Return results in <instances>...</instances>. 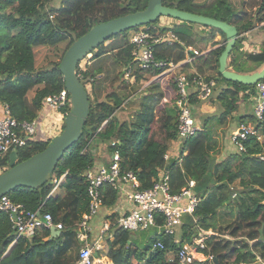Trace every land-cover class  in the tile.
Listing matches in <instances>:
<instances>
[{
	"label": "trees",
	"instance_id": "1",
	"mask_svg": "<svg viewBox=\"0 0 264 264\" xmlns=\"http://www.w3.org/2000/svg\"><path fill=\"white\" fill-rule=\"evenodd\" d=\"M52 2L0 0V102L8 103L12 115L18 120L34 118L44 98L64 88L59 63L73 41L99 22L147 5V0H59L57 5H52ZM162 2L235 25L237 37L227 57L228 68L244 72L238 63L240 58L254 66L246 71L264 65V41L255 52L240 50L243 34L264 22V0ZM158 18L154 22L157 23ZM187 22L188 25L198 24L208 28L207 36L212 45L217 43L213 40L216 35L222 41L203 54L202 75L206 80L216 79L223 85L215 94L213 90L209 97L219 105L218 112L201 117L200 129L183 140L181 164L175 159L168 162L171 191L176 192L188 180H194L192 191L199 200L193 214L200 226L215 231L207 238V245L219 264H257L256 253L264 259V159L257 156L261 146L249 137L245 141V152L234 147L233 153L217 156L224 144L227 128L235 119L234 111L243 99L254 94L255 84L221 77L219 55L225 46V33L220 28ZM134 28L112 35L90 51V62L78 76L88 93V114L79 140L65 150L48 180L36 187L17 186L6 193L12 201L22 203L29 210L39 208L42 212H50L53 220L60 221L63 226L59 229L42 227L30 237H18L10 245L13 233L7 216L0 211V264H72L80 244L76 223L87 208L86 181L81 176V168L93 164V147L118 140L116 147L120 152L121 166L136 173L142 188L152 184L159 168L165 164L163 154L177 139L179 111L175 99L158 106L147 124L119 120L114 114L123 98L111 90L115 81L125 80L123 86L141 85L148 79L147 74L156 75L163 70H143L135 66L129 42ZM174 31L187 45L192 43L187 35ZM155 52L157 58L177 61L184 57L185 50L178 43L157 44ZM129 66L132 68L131 78L124 79V70ZM78 69L79 64L76 66L77 75ZM177 73L185 74L190 81L197 75L179 70ZM15 78L26 82L18 84ZM261 80L264 81V78ZM104 95L105 100L102 99ZM201 102L192 92V113L196 112ZM62 110H69V105ZM250 117L255 121L253 113ZM245 118L239 116L237 119L243 122ZM261 131L264 134V121ZM49 140L29 141L17 149L16 162L42 150ZM8 162V153L0 157L3 170L8 167ZM65 171L59 191L48 195L52 176ZM231 184L234 188L230 187ZM101 191L104 206L117 202L119 193L112 186L104 184ZM192 227L191 218L187 217L181 238L188 239ZM112 231L114 240L108 242L104 253L114 264H171L164 258L169 249L177 247L172 235L160 234L156 238L163 242V247H153L154 237L149 242L139 243L131 231L117 225Z\"/></svg>",
	"mask_w": 264,
	"mask_h": 264
},
{
	"label": "built area",
	"instance_id": "2",
	"mask_svg": "<svg viewBox=\"0 0 264 264\" xmlns=\"http://www.w3.org/2000/svg\"><path fill=\"white\" fill-rule=\"evenodd\" d=\"M51 16V15H50ZM162 27H165L162 29ZM131 44L130 55L135 66L143 70L160 68L163 70H174L176 63L172 60L157 58L155 46L157 44H180L186 54L191 51L192 56L200 54L196 48L187 45L177 33L168 25L162 23H148L132 29L129 36ZM91 53H88L79 64L78 76H81V69L90 62ZM132 68L129 66L124 70L123 77L131 78ZM174 89L176 92L175 103L178 108L177 117V143L182 145L185 138L191 136L200 129L191 112L190 95L195 93L201 101H207L213 92L216 79H204L203 75L197 74L190 81L183 73L173 76ZM255 103L253 104L254 123L240 122L230 134V141L238 151L245 152V141L253 137L255 142L261 146L257 153L258 158L264 159V134L261 129L264 121V81L258 80L254 85ZM69 105V92L62 88L57 93L47 95L44 98L42 107L38 114L31 119H16L10 110L8 103L0 102V157L15 151L34 139H44L43 121L47 119V113L51 110L60 113L65 117L69 111L62 108ZM106 121V120H105ZM105 121L103 123H105ZM56 125L53 124L52 127ZM52 130V128H50ZM42 138L37 137L38 132ZM118 140H112L106 144L109 152L108 165L104 162H93L90 165H83L81 176L86 181L87 208L80 215L76 227L79 230V249L72 264H114L112 259L104 253L106 244L114 240L113 226L131 231H143L152 229L151 236L155 238L153 247H163V242L156 237L160 234L173 236L175 249H169L164 261L171 264H205L212 262L213 255L208 249L207 238L214 235L211 228H203L197 223V217L193 214L199 197L192 191L194 180L190 179L184 186L173 192L169 182L168 162L175 159L180 165L182 153L178 150L173 154L169 149L164 152L165 164L157 172V176L148 187H140L139 179L132 169L122 168L121 156L117 149ZM84 147V151L86 150ZM184 153V152H183ZM4 169L0 167V172ZM66 171L60 175H53L48 195L59 188L64 179ZM108 184L123 193L131 205L121 213L116 222L105 218L98 227L92 222L98 216L103 204L101 187ZM234 188V184L230 185ZM234 196L235 193H232ZM0 211L3 212L10 223L13 238L12 245L18 237H30L42 228H61L63 224L55 222L48 211L42 212L39 208L29 210L22 203L12 201L6 194L0 196ZM190 217L193 223L188 239H183L176 233V228L186 222ZM257 264H264L260 256L256 258Z\"/></svg>",
	"mask_w": 264,
	"mask_h": 264
},
{
	"label": "water",
	"instance_id": "3",
	"mask_svg": "<svg viewBox=\"0 0 264 264\" xmlns=\"http://www.w3.org/2000/svg\"><path fill=\"white\" fill-rule=\"evenodd\" d=\"M161 15L218 27L225 33V46L219 55L218 71L221 77L243 84H255V82L264 78V65L252 72H238L227 67V57L237 37L235 25L210 16L165 5L162 0H147V5L143 9L93 25L66 49L59 63V70L64 79V87L69 92L71 103L70 109L64 117V126L42 150L26 159L16 162V152L11 151L9 153L8 167L0 172V196L5 195L17 186L36 187L46 182L65 150L79 140L88 114L89 99L87 90L76 73L77 64L91 50L112 35L123 30L152 23ZM102 99L105 100L106 95ZM212 261L213 264H219L215 257Z\"/></svg>",
	"mask_w": 264,
	"mask_h": 264
},
{
	"label": "rangeland",
	"instance_id": "4",
	"mask_svg": "<svg viewBox=\"0 0 264 264\" xmlns=\"http://www.w3.org/2000/svg\"><path fill=\"white\" fill-rule=\"evenodd\" d=\"M58 2L59 0H53L52 5H57ZM157 21L158 23H162L163 25L172 26V29L173 30L175 29L178 33L180 32L187 35V37H189L192 41L191 44H195L196 46H199L201 48H205L208 45L209 41L208 39L205 38L208 36L207 35L204 36L202 32L195 30L197 26L201 27V25L198 24L188 25L189 23L187 21L184 22V20L172 18L170 16H165V15L159 16ZM242 38L245 39V42L246 44H248V48L250 50V51H246L244 49L243 52H251L252 50H253L252 52H255V50L260 48L262 42L264 41V22L258 25L257 28L252 30L251 32H248L247 34H243ZM242 59L243 58L238 59V63L241 64L240 66L241 70L247 72L246 70H250L254 67L252 63L248 61H244L245 59L244 60ZM200 60L201 59L196 61V64H199ZM147 77H150V75ZM15 80L18 81V84H24L26 82V80L22 81L19 80L18 78H15ZM218 82L219 81L216 80V84L213 90H215ZM124 84H125V80L115 81V85H119V86L115 88V85H113L111 88V90L116 92V94H119L121 95V97H123L122 103L118 108H116L114 112L115 116L118 117L119 120L137 121L147 124L151 119V117L153 116V111L155 110L154 105L158 97L156 96L157 95L156 93L159 89L158 86L159 83L154 81L149 85V87H144L141 89L139 88L141 87L142 84L141 85L132 84L131 86L130 85L123 86ZM163 84L164 86L167 87L170 83L167 84V81H164ZM243 102L245 103V105H249L253 102V99L245 98L243 99ZM63 123H64V117H61L59 112L53 110L49 111L47 113V119L43 121V132H45L44 135H46L44 140L45 139L51 140L53 136L58 134L62 130ZM53 124L56 126L52 127ZM50 128H52V130H50ZM101 150L102 149L99 148L97 153L94 154V159L102 161L106 165H108L109 152L106 150L102 152ZM58 191L59 189H56V192ZM177 231L178 228H176V232ZM134 233L147 237L145 239L146 242L151 241V239H153L151 235L154 234L152 229L136 231ZM145 240H143L142 243H144ZM205 264H213V262H207Z\"/></svg>",
	"mask_w": 264,
	"mask_h": 264
},
{
	"label": "crops",
	"instance_id": "5",
	"mask_svg": "<svg viewBox=\"0 0 264 264\" xmlns=\"http://www.w3.org/2000/svg\"><path fill=\"white\" fill-rule=\"evenodd\" d=\"M168 26H170V25H168ZM195 30L202 32V34H204V36H206L208 33V28H206V27L204 28L202 26L201 27L197 26V28ZM205 38L208 39V41H209L207 47H205V48H201L199 46H196L195 44H189L191 47L196 48L200 51L199 55L192 56L191 51H189L188 54H186V52H185L184 57L177 60V61H174L171 59L174 63H176L175 67L177 69H174V70H166L165 69V70L160 71L156 75H150V77H148V79L141 85V87L139 89L144 88V87H149V85L154 81L159 83L158 84L159 89L156 93L157 94L156 96H158V97H157V101L155 102V105H154L155 109L158 106H161L163 104H166V103L169 104L173 101V99H175L176 92L174 89V83H172V82H173V76L175 74H177L178 70L180 72L186 71V72H193L194 74L202 75V73H203V66H202L203 54L208 52L211 48H213L217 45H220L222 42V41H220V38L218 35L213 37V40L217 41V43H215L213 45L210 43L211 42L210 38H208V37H205ZM244 49L246 51H250L248 48V44H246L245 39L243 38L242 44L240 46V50L243 51ZM199 59H201L199 64H196V61H198ZM261 67H257L254 70H258ZM229 69H232V68H229ZM254 70H252V71H254ZM252 71H247V72H252ZM146 76H149V75L147 74ZM164 81H167V84L168 83H170V84L166 87L163 84ZM221 85H223V83L221 81H219L218 84L216 85V88H215L213 94L216 93V91L218 90V88ZM248 98L253 99V102L251 104L245 105V103L242 100L239 103L237 109L234 111L235 119H233L231 121L229 127L227 128L226 136L223 137L224 138V144L221 146L220 154L219 155L217 154L218 157H222L228 153H233L235 151L233 144L230 142L229 135L235 129V127L240 123V121L237 119L239 116H246V118L243 119V122L252 123V124L254 123L253 119L250 117V115H252V111H253V104L255 103L254 94H252ZM218 106L219 105L217 103H214L212 101V98L208 99L207 101H202L200 103V105L198 106L196 112L193 113V115L196 118L197 122L200 124V118L205 117V116H210V115L218 112ZM37 137L42 138V133L40 131L37 133ZM99 148L102 149L101 150L102 152L105 150L107 151L106 145L100 143L96 147H93L95 154L97 153ZM180 148H181V144L177 143L176 141L171 142L170 149L172 150L173 154H175L178 150H180ZM94 162H102V161L94 159ZM130 205H131V203L125 198L124 194L120 192L119 198L114 205H112V206H106L105 205L101 208L98 216L92 222L93 226H95L97 228L98 225L100 224V222L105 218H107V219H109L115 223L117 217L121 213H123ZM182 228H183V225L178 226V231L176 232L178 236H181ZM134 238L136 239L137 242L142 243L143 240H145L147 237L139 235V234H135ZM250 242H252V241H250ZM257 256H259L258 253H256V256H255V263L257 261L256 260Z\"/></svg>",
	"mask_w": 264,
	"mask_h": 264
}]
</instances>
